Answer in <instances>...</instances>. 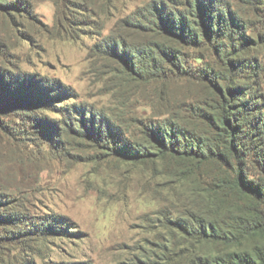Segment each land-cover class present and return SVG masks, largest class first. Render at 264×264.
Segmentation results:
<instances>
[{"label":"rangeland","instance_id":"1","mask_svg":"<svg viewBox=\"0 0 264 264\" xmlns=\"http://www.w3.org/2000/svg\"><path fill=\"white\" fill-rule=\"evenodd\" d=\"M196 3L0 0V264L179 260L166 181L117 149L180 122L228 70L218 83L264 114V0H198L240 25L208 37ZM159 13L193 23L199 42L161 34Z\"/></svg>","mask_w":264,"mask_h":264},{"label":"trees","instance_id":"2","mask_svg":"<svg viewBox=\"0 0 264 264\" xmlns=\"http://www.w3.org/2000/svg\"><path fill=\"white\" fill-rule=\"evenodd\" d=\"M196 2L200 21L208 18L207 37L218 36L222 26H229V32L239 28L236 19L208 16L207 7ZM155 19L161 34L184 42L200 40L190 21L160 13ZM219 52L226 59L223 44ZM227 73L208 79L213 95L187 108L181 123L150 122L143 132L147 145L117 149L129 162L149 166L151 177L166 181L174 199L171 207L180 215L168 224L180 233L172 246L183 248L177 255L182 264H264V151L255 144L264 135V114L250 109V101L239 95L241 88L218 83L230 82L232 72ZM169 262L177 264L175 259Z\"/></svg>","mask_w":264,"mask_h":264}]
</instances>
